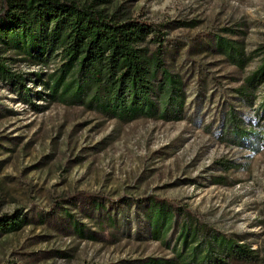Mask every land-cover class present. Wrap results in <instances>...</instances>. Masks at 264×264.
Returning <instances> with one entry per match:
<instances>
[{
    "label": "rangeland",
    "instance_id": "rangeland-1",
    "mask_svg": "<svg viewBox=\"0 0 264 264\" xmlns=\"http://www.w3.org/2000/svg\"><path fill=\"white\" fill-rule=\"evenodd\" d=\"M108 1L101 8L109 14L125 12L166 26L168 65L186 85V117L126 124L80 106L48 104L36 74L54 66L15 63L30 101L18 84L0 82V216L22 212L31 223L0 236V264H143L149 257H173L171 248L152 239L145 205H129L150 195L188 208L201 222L250 244L264 261V148L256 151L251 138L239 145L238 137L221 131L229 105L245 119L244 127L254 120L255 111L234 89L259 59L240 70L207 51V43L200 54L188 53L195 40L224 28L244 32L236 38L248 52L264 46V0ZM192 21L196 27L179 25ZM176 44L184 45L179 55ZM226 162L241 167L226 169ZM222 175L231 186L213 182ZM83 193L121 201L106 212L90 203L73 208L96 241L74 235L68 219L57 220L60 202ZM109 213L121 225L118 239L98 233L88 217Z\"/></svg>",
    "mask_w": 264,
    "mask_h": 264
},
{
    "label": "trees",
    "instance_id": "trees-1",
    "mask_svg": "<svg viewBox=\"0 0 264 264\" xmlns=\"http://www.w3.org/2000/svg\"><path fill=\"white\" fill-rule=\"evenodd\" d=\"M108 0H91L80 4L75 0H0V82L18 84L25 101H30L26 78L14 71L17 62L54 66L52 72L36 76L43 80L45 101L67 107L80 106L89 111L132 123L140 119L180 121L186 117L187 92L183 76L168 65L166 27L125 12L109 14L104 8ZM196 27L197 22H180ZM241 30L224 28L207 38L195 40L188 48L189 56L206 50L224 58L230 65L245 70L255 59L257 67L234 89L243 105L255 111L254 120L246 128L245 119L229 105L221 131L238 137L239 145L253 139L256 151L264 148V46L248 52L237 36ZM206 39V40H205ZM184 45L176 44L175 55ZM179 49V50H178ZM35 108H40L33 104ZM43 110L48 106H43ZM230 140L229 136L226 138ZM226 162L225 168H239ZM215 184L231 186L226 176L213 178ZM134 201V202H133ZM106 194L83 193L63 199L58 205L68 219L74 235L96 241V233L76 218L74 209L87 203L95 211L120 207ZM71 203L72 208L64 207ZM144 204V216L152 239L160 241L174 253L173 257H149L143 264H264L258 250L250 244L226 235L201 222L188 208L155 195L132 200L129 205ZM96 231L118 239L121 225L111 215L88 216ZM31 223L22 212L0 216V236L21 231ZM175 234L173 240L172 235Z\"/></svg>",
    "mask_w": 264,
    "mask_h": 264
}]
</instances>
